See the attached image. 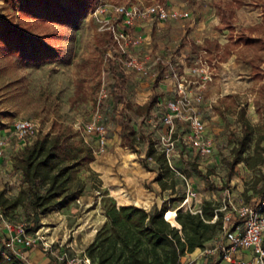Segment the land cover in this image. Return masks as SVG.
<instances>
[{
    "label": "rangeland",
    "instance_id": "1",
    "mask_svg": "<svg viewBox=\"0 0 264 264\" xmlns=\"http://www.w3.org/2000/svg\"><path fill=\"white\" fill-rule=\"evenodd\" d=\"M95 1V9L73 27L53 21L47 6L40 7L38 15L29 14L20 11L24 0H0V28L23 31L25 55L31 48L28 46L39 41L57 51L54 60L39 63L29 55L20 58L10 52L0 37V130L10 132L15 120L31 119L40 125L38 138L54 131L55 124L69 125L77 139L93 149L95 140L86 134V128L103 124L111 144L105 155L96 158L112 165L110 176L118 180L120 187L127 186L128 177L139 178L136 170H159L152 160L146 162L145 168L144 160L148 140L154 142L158 153L164 152V106L176 94L173 71L181 73L189 83L197 81L190 76L189 68L203 57L213 71L212 82L202 89L198 83L194 87L203 92L199 112L215 141V153L210 160H202L182 142L176 143L171 158L176 169V197L189 198L184 209L193 213L200 212L205 202L219 207L229 199L235 205L262 200L264 162L254 171L240 165L233 174L230 166L245 123L257 128L254 142L264 134V0ZM155 4L188 12L190 17L163 23L151 18L137 23L130 30L134 38L141 40L135 53L150 67L149 73L121 69L109 55L119 56L109 27H118L120 20L105 23L111 17H96V10L99 6L145 10ZM225 9L232 13V31L226 30L221 21ZM252 61L259 68H254ZM152 95L158 100L151 113L138 115L137 104ZM126 120L139 138L138 153L121 146ZM12 142L13 146L18 144L14 139ZM16 148L7 153L5 163L0 165V192L9 200L5 207L0 206L6 218L15 225L26 224L29 233L38 231L50 242L73 244L78 251H87L107 222L105 207L113 203L118 206L117 201L103 188L98 175L86 167L79 174L86 184L79 202L65 209L57 206L42 215L31 206L29 186L16 171L7 169V162L20 152ZM262 148L264 156V143ZM253 149L254 143L248 156L253 155ZM130 158L133 162L128 161ZM146 188L151 191V184ZM117 196L120 201L128 200L124 191L117 190ZM172 197L171 191L163 196L166 200ZM18 200L21 204L14 207ZM182 205L174 204L172 211ZM155 209L154 206L148 211ZM223 239L216 236L207 250L214 249ZM1 251H6L2 244ZM49 257L53 260V256ZM218 257L216 253H205L201 258L212 261ZM193 258L185 256L180 264H195ZM30 263L35 264L33 260Z\"/></svg>",
    "mask_w": 264,
    "mask_h": 264
},
{
    "label": "trees",
    "instance_id": "2",
    "mask_svg": "<svg viewBox=\"0 0 264 264\" xmlns=\"http://www.w3.org/2000/svg\"><path fill=\"white\" fill-rule=\"evenodd\" d=\"M95 5V0H24L20 11L29 14L35 12L38 15L41 13L40 7L47 6L52 11L53 21L75 27L95 9ZM231 20L232 13L223 10L221 21L226 30L232 31ZM231 35L233 39V34ZM0 37L10 47V52L20 58H27L29 55L32 60L44 63L57 57L54 47L40 41L28 46L31 48L26 56L23 46L26 39L19 28H0ZM262 44L264 45V41ZM251 63L254 68H259L254 61ZM157 100L158 97L152 95L146 102L137 104L138 115L150 114ZM256 131L257 128L249 124L245 123L243 126L242 137L237 139L238 146L234 149L230 174L240 165L254 171L264 162L261 152L264 134L254 142ZM138 141L130 122L126 120L121 132V146L138 153ZM253 143V155L248 156ZM95 160L93 149L77 139L71 126L55 124L54 131L26 145L15 156L13 166L21 172L23 183L30 188L32 208L46 215L57 206L68 208L83 196L86 184L79 174ZM149 160L159 166L155 182L163 191H171L174 197L165 200L161 207H156L151 212L134 205L117 206L113 203L106 206L107 222L97 232L95 240L86 251L96 264H180L182 258L202 250L205 244L221 235L223 214H217L218 207L211 202H205L198 213L185 210L182 206L172 211L174 204L182 205L185 202V196L176 197L175 171L170 167L165 153L157 152L152 140H148L145 168H148L146 162ZM128 161L133 162L131 158ZM37 184L39 186L36 188ZM125 194L129 200V194ZM7 204L9 200L5 198L4 192H0L1 208ZM20 204L21 201L18 200L14 207ZM216 215L218 219L213 222ZM4 249L6 250L5 244ZM3 253L4 251L0 252V264H28L14 257L8 261Z\"/></svg>",
    "mask_w": 264,
    "mask_h": 264
},
{
    "label": "built area",
    "instance_id": "3",
    "mask_svg": "<svg viewBox=\"0 0 264 264\" xmlns=\"http://www.w3.org/2000/svg\"><path fill=\"white\" fill-rule=\"evenodd\" d=\"M95 16L111 17L104 20L105 23L120 20L118 27L115 25L109 27L114 46L119 53L118 57L109 54L115 64L121 69L147 75L150 67L146 65V62L141 61L140 56L135 53L136 49L140 47L141 40L134 38L130 30H134L137 23L149 21L151 18L159 23L175 22L190 17V14L155 4L145 10L125 6L111 8L99 6ZM189 74L197 81L189 83L183 79L181 73L173 71L176 94L164 106L166 113L162 120L164 128L161 139L168 163L175 172L176 169L172 165L171 158L178 142H182L188 150L202 160H210L215 153V141L199 112V107L203 104V92L194 87L198 83L202 89L212 82L213 71L208 61L201 57L194 66L189 68ZM39 131L40 125L35 120H15L10 134H0V165L6 157L7 150L13 145L12 139L16 140L18 144L26 146L37 138ZM86 134L94 137V155L96 157L105 155L109 142L106 126L94 123L86 128ZM188 202L189 198L185 200L182 207H185ZM216 213L223 214L221 236L224 239L210 251L204 248L202 255L216 253L223 261L232 264H264V200H260L257 204L235 205L229 199L228 202L224 201L216 209ZM217 219L218 215L215 216L213 222H216ZM1 225L6 230V251L3 256L8 261L13 257L27 261L23 250L36 248L41 249L47 256H53L54 264H96L88 256L86 250L78 251L73 244L50 242L43 238L38 231L35 234L29 233L26 224H13L0 208ZM238 252H249L252 257L236 259L235 255Z\"/></svg>",
    "mask_w": 264,
    "mask_h": 264
},
{
    "label": "crops",
    "instance_id": "4",
    "mask_svg": "<svg viewBox=\"0 0 264 264\" xmlns=\"http://www.w3.org/2000/svg\"><path fill=\"white\" fill-rule=\"evenodd\" d=\"M0 134L6 135V134H10V132H8V130H0ZM110 144H111V141L109 139L108 147ZM16 146H17L16 148L17 151H21L25 147L24 145H20V144H17ZM16 146L12 145L7 150V153H9L11 149H15ZM7 153H6V157L2 160L1 164L5 163V160L7 159ZM7 163H8L7 169L9 171H16L22 179L23 177H22L21 172L14 169L13 160H9ZM112 168L113 166L110 165L108 162H106L105 159L103 158L101 160L96 158V160L89 165V169L93 173L98 175V178L103 183V188L109 191L111 197L117 201L118 206L134 205L137 207L144 208L148 211V210H151L154 206L155 208L161 207L162 203L167 199V198H163V196L165 195V192L167 191H163L161 187L159 186V184L155 182V178L158 176V170H154L153 172H147L143 170L142 168H140L136 170V172L139 174V178L135 179V178L128 177L127 186L120 187L118 184V180L110 176V172L113 170ZM150 184H151V191L146 188V185H150ZM117 190L119 191L121 190L129 194V200L125 199L123 201H120L117 196ZM136 201H139V204H136ZM5 233H6V230L1 225L0 226V244H2L3 246L6 242ZM211 243L212 241L205 244L204 248H208V246ZM202 250H198L194 254L189 255L191 257H194L192 261L195 264H232V263L223 261L222 258L220 257L212 261L205 259V258H201L203 257ZM23 251L27 259L26 262L28 264H31L30 260H33L35 264H54L53 260L46 254H44L41 249H37L36 252L30 251V250H23ZM235 257L236 259H240V258L248 259V258H251L252 256L249 252H238L235 255Z\"/></svg>",
    "mask_w": 264,
    "mask_h": 264
}]
</instances>
